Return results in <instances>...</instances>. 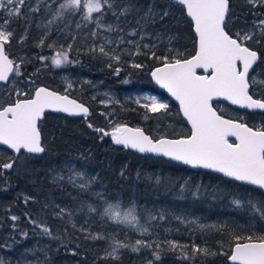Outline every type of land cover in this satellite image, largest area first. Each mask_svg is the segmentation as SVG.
I'll return each mask as SVG.
<instances>
[{
	"label": "snow or ice",
	"instance_id": "1",
	"mask_svg": "<svg viewBox=\"0 0 264 264\" xmlns=\"http://www.w3.org/2000/svg\"><path fill=\"white\" fill-rule=\"evenodd\" d=\"M245 2L251 9L258 10L252 12V24L231 32L230 0H175L190 18L196 36L194 52L186 55L174 47L173 35L149 30L169 14L167 10L156 13L152 4L141 14L133 0H0V83L12 84L10 77L22 75L23 59L11 58L9 49L14 39L18 44L24 43L27 28L17 38L10 25L21 17L26 24L37 15L48 17L47 23L40 26L44 31L37 42L38 47L49 49V55L39 57L41 62H50L57 68L72 63L70 55L77 41L81 42L78 52L100 59L117 77L125 64L131 69L143 70L147 65L137 57H144L153 62L150 69L152 80L178 102L180 113L190 125L187 135L174 136L168 134L167 126L159 119L156 135L124 124H116L109 131L88 123L90 129L100 134V139L110 137L114 144L141 154L168 158L193 169L210 170L264 190V127L252 128L238 119L226 118L212 104L214 99H222L239 108L264 113V76L256 71L264 64V55L252 47L253 44H264V0ZM109 15L112 20L105 22ZM54 27L58 35L52 37ZM198 69H202L204 74H198ZM72 88L73 84L69 82L67 89ZM13 94L16 98L11 101H3L0 97V145L7 146L17 156L45 152L38 122L47 110L70 116L90 115L89 108L83 103L47 87L37 86L31 94L13 87L9 95ZM101 103L111 107L120 101L109 97ZM136 104L147 113H164L165 117L168 114L169 104L156 96L143 97V102L138 99ZM14 163L15 160H10L0 164V175L11 170ZM65 167L72 169L70 164ZM121 175H124L123 171ZM66 179L73 187L86 190L95 177L85 180L84 173L75 171ZM64 180L62 174L52 175L54 184ZM96 196L104 199L106 206L101 211L89 205V213H97L116 225L130 226L141 237L152 236L149 227L140 223L135 205L122 207L120 203L108 202L101 192ZM34 199L25 196L24 203ZM233 204L243 206L239 199H234ZM248 204L254 214L258 213L264 220L260 206L253 201H248ZM56 207L55 216L59 219L71 220L75 215L76 210L63 205ZM9 218L15 229L19 217L11 215ZM165 219L164 213L148 216L150 222ZM177 219L202 233L213 228L221 230L218 225L203 224L194 218ZM28 222L41 234L53 237V230L47 223H41L32 216H28ZM72 227L75 229L76 224L73 223ZM79 231L85 240H109V247L101 259L117 260L122 249L133 253L149 250L151 258L146 264H158L165 252L179 251L177 259H191L186 251L188 245L167 237L138 238L134 244H129L117 239L115 234L106 237L90 232L87 227ZM22 235L27 236V233ZM232 239L231 251L221 253L227 255L230 264H264V233L253 230L247 234L233 232ZM191 253L214 254L207 247L195 244L191 246ZM0 264H4L3 260Z\"/></svg>",
	"mask_w": 264,
	"mask_h": 264
},
{
	"label": "trees",
	"instance_id": "2",
	"mask_svg": "<svg viewBox=\"0 0 264 264\" xmlns=\"http://www.w3.org/2000/svg\"><path fill=\"white\" fill-rule=\"evenodd\" d=\"M133 3L137 5L141 14L149 4L154 5L156 13L167 10L169 14L166 19L163 22L158 21L149 30L173 35L175 37L173 45L183 49L186 55L194 52L196 36L193 25L180 6L168 0H133ZM230 5L229 30L236 32L250 27L254 19L252 12L258 10L251 9L245 0H230ZM135 15L136 13H133V16ZM47 19L48 17L37 15L30 18L26 24L21 17L10 25L17 38L24 34L27 28V39L24 43L18 44L14 39L9 49L11 58L23 59L24 63L21 69L22 75L12 77V84H0V97L3 101L15 99L14 94L9 95L4 91L11 88L12 93L13 87L23 89L29 94L37 86L65 92L60 76L68 70L79 71L89 76L91 81L81 85L76 82L72 90L67 93L87 104L91 112L88 117L46 113L40 122L45 148L43 155L22 153L20 156H15L10 150L0 146L4 150L0 154V164L15 160L13 168L0 175V260H3L4 264H21V259L27 255H31L35 264H145L147 259L151 258L149 250L142 249L139 253H133L128 249H122L117 260L101 259L105 249L109 247V240L84 239L83 233L79 231L83 227L106 237L115 234L117 239L129 244H134L136 239L143 238L130 226L116 225L106 218L102 219L97 213L88 212L89 205L101 211L106 206L104 200L93 194V186L108 192V202L120 203L122 207L135 205L140 223L147 227L156 222L148 221V216L159 215L150 204L156 198L180 201L195 199L200 203L217 207L235 206L233 200L239 199L244 208H250L248 201H253L264 211V192L256 188L212 172L192 170L168 161L164 157L142 155L130 148L114 144L110 137L100 139V134L90 129L88 123L109 131L116 124L136 126L152 135H156L158 119L167 126L169 135H187L190 128L181 116L178 105L152 81L150 69L153 62L145 60L144 57H137L147 65L143 70H134L125 64L117 77L100 59L90 57L86 52H78L81 42L77 41L70 55L72 63L57 68L51 66L50 62H41L40 56L49 55L47 47L37 46L44 31L40 26L47 23ZM110 19L112 17L109 15L105 18V22ZM56 35L58 33L54 27L52 37ZM252 47L264 55V44H253ZM256 71L264 76V64H261ZM125 80L128 83H124ZM108 86H112L113 90L118 92L120 104L111 107L99 106L93 96L96 91L104 90ZM138 87L160 93L169 100L170 106L166 117L164 113H147L136 104L132 96ZM214 105L227 117L238 119L253 128L264 127L262 112L238 110L224 102H214ZM101 110H107L110 118L101 115L99 113ZM186 130L188 132L184 133ZM66 164L75 165L77 168L70 170L65 167ZM51 170L64 172L65 180L54 184L50 175ZM75 171L84 173L85 180L88 177H95L88 189H79L67 182L66 178ZM25 196L35 199L25 204ZM56 202L76 210L71 220L59 219L55 216ZM11 215L19 217L15 222V229L9 218ZM255 215L264 225V220L259 214ZM28 216L41 223H47L53 230V237L41 234L28 222ZM73 223L76 224L75 229L72 227ZM223 231L214 233L205 240L196 238L192 244L189 243V237L170 231L166 237L185 242L182 244L189 246L186 251L191 259L187 261L177 259L180 255L179 251L165 252L162 253V260L158 264H230L227 255L221 253L231 251L233 232ZM235 232L247 234V231ZM22 233H27V236ZM193 244L201 248L207 247L214 254L193 255L191 253Z\"/></svg>",
	"mask_w": 264,
	"mask_h": 264
},
{
	"label": "rangeland",
	"instance_id": "3",
	"mask_svg": "<svg viewBox=\"0 0 264 264\" xmlns=\"http://www.w3.org/2000/svg\"><path fill=\"white\" fill-rule=\"evenodd\" d=\"M112 19L108 20L111 21ZM106 21V22H108ZM175 47V46H174ZM177 48L180 52L185 54L183 49ZM60 80L65 88V92H69L72 89H67V84L70 82L75 86V83L78 82L80 85L83 83H88L91 81L89 76L81 74L79 71L75 72L72 70H68L60 76ZM20 91H24L23 89H17ZM4 91L9 94L11 93V88L4 89ZM2 92V90H1ZM156 96L158 99L167 102L170 106V102L168 99L164 98L160 93L152 92L144 90L141 87H138L137 90L133 93L134 100H142L143 97ZM120 101V96L117 91H114L112 86L106 87L104 90H99L95 92L93 99H95L99 106H104L101 101H106L108 98ZM16 98V97H15ZM105 107V106H104ZM222 109V106L220 107ZM99 113H106L108 119L110 118L107 110H101ZM260 127V126H259ZM186 130L184 133H187ZM4 150L0 148V154L3 153ZM71 165V164H70ZM72 169L77 168L75 165H71ZM54 173L62 174L65 177L64 172L51 170L50 175ZM92 192L96 196L97 192H101L105 194L106 199L108 200V192L103 188L92 187ZM98 198V197H97ZM100 199V198H99ZM104 200V199H101ZM105 201V200H104ZM152 207L160 213H164L166 215V219L164 221H156L152 224L148 225L150 232L152 233L151 237H143L142 239H154L158 235L160 238L163 236H167L170 231L176 233L178 235H182L185 237H189V243L192 244L196 238H201V240H205L206 237H209L217 232H224L223 230H228L230 232L235 231H249L253 230L256 232L264 233V225L257 219V216L254 214L251 208L237 207V206H229L221 205L219 207L213 206L211 204H203L195 199L180 201L173 200L170 198H156L150 202ZM57 205H63L61 203L56 202L55 207ZM65 206V205H63ZM177 217L184 218L186 220L196 219L200 223L207 225H218L220 227V231H217L215 228L211 229L207 232H200L195 229L193 226L188 225L186 223L182 224L177 219ZM178 242H182V240H177ZM148 251V250H145ZM148 260V259H147ZM147 262V261H146ZM21 264H35L32 261L31 255H27L21 259ZM146 264V263H145Z\"/></svg>",
	"mask_w": 264,
	"mask_h": 264
},
{
	"label": "water",
	"instance_id": "4",
	"mask_svg": "<svg viewBox=\"0 0 264 264\" xmlns=\"http://www.w3.org/2000/svg\"><path fill=\"white\" fill-rule=\"evenodd\" d=\"M168 1H171V2H174L175 3V0H168ZM189 18V17H188ZM190 19V18H189ZM194 31V30H193ZM195 33V32H194ZM197 72H198V74H204L203 73V70L202 69H198L197 70ZM12 77H10V79H11ZM154 82V81H153ZM1 85H4V84H2V83H0ZM154 84H155V82H154ZM157 87H159V85H157V84H155ZM42 87H46V86H42ZM47 88H49V87H47ZM160 88V87H159ZM50 90H55V89H52V88H49ZM161 89V88H160ZM163 90V89H162ZM55 91H57V90H55ZM58 93H60V94H67V95H69V98L70 99H75V100H77L76 98H74V97H72L69 93H67V92H60V91H57ZM164 92H165V90H164ZM166 93V92H165ZM167 94V93H166ZM167 96L175 103V104H177L178 105V102H176L174 99H172L168 94H167ZM77 102H80V103H83V102H81V101H79V100H77ZM214 102H224V103H226V104H228V105H230V106H232V107H234V108H236V109H238V110H242V111H249V112H253V113H255V112H260V111H258V110H247V109H242V108H239L238 106H235V105H231L228 101H225V100H222V99H214L213 101H212V104H213V107L218 111V113H220V111L215 107V105H214ZM85 106H87L88 107V105L87 104H85V103H83ZM178 107H179V105H178ZM89 108V112H91V109H90V107H88ZM48 112H53V113H57V114H64V115H67V116H70V115H68V114H66V113H59V112H54V111H51V110H47L46 112H45V114L46 113H48ZM45 114H44V116L41 118V120L38 122L39 123V127H40V122L44 119V117H45ZM221 114V113H220ZM181 116L183 117V115H182V113H181ZM71 117H83V116H71ZM226 118H230V117H227V116H225ZM184 119V118H183ZM185 120V119H184ZM186 121V120H185ZM242 122V121H241ZM186 123H187V121H186ZM188 124V123H187ZM247 124V123H246ZM248 125V124H247ZM128 127H131V128H137L136 126H130V125H127ZM188 126H189V128H190V125L188 124ZM249 126V125H248ZM249 127H251V126H249ZM140 128V127H139ZM253 128V127H252ZM229 140L230 141H234V138L233 137H229ZM41 141H42V145H43V138H42V132H41ZM1 147H4V148H6V149H8L7 148V146H4V145H0ZM44 146V145H43ZM131 149V148H130ZM10 150V149H9ZM131 150H134V149H131ZM12 151V150H11ZM134 151H136V150H134ZM136 152H138V151H136ZM139 153V152H138ZM141 154V153H140ZM34 155H38V156H40V155H43V153L42 154H34ZM142 155H152V154H142ZM153 156H155V155H153ZM156 157H159V156H156ZM165 159H167L168 161H171V162H174V163H176V164H179V165H183L182 163H179V162H175V161H172V160H170V159H168V158H165ZM183 166H186V165H183ZM186 167H188V168H190V169H192V170H201V171H206V172H212V173H215V174H218V175H220V176H222V177H224V178H227V179H230V180H233V181H235V182H237V183H240V184H243V185H247V186H250V187H252V188H256V189H258V190H260V191H262V192H264V190H261V189H259L258 187H255V186H251V185H248L247 183H244V182H240V181H236V180H234V179H231V178H228V177H225V176H223L222 174H220V173H216V172H213V171H210V170H205V169H193V168H191L190 166H186Z\"/></svg>",
	"mask_w": 264,
	"mask_h": 264
},
{
	"label": "flooded vegetation",
	"instance_id": "5",
	"mask_svg": "<svg viewBox=\"0 0 264 264\" xmlns=\"http://www.w3.org/2000/svg\"><path fill=\"white\" fill-rule=\"evenodd\" d=\"M151 79H152V78H151ZM152 81H153V80H152ZM2 148H4V147H2ZM8 150H9V149H8ZM10 152L13 153L11 150H10ZM13 154H14L15 156H17V154H15V153H13Z\"/></svg>",
	"mask_w": 264,
	"mask_h": 264
}]
</instances>
